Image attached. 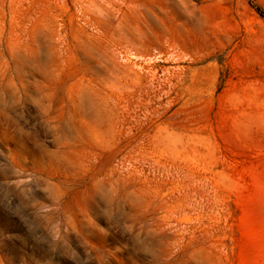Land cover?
I'll list each match as a JSON object with an SVG mask.
<instances>
[{"label": "rangeland", "instance_id": "374dc122", "mask_svg": "<svg viewBox=\"0 0 264 264\" xmlns=\"http://www.w3.org/2000/svg\"><path fill=\"white\" fill-rule=\"evenodd\" d=\"M0 264H264V0H0Z\"/></svg>", "mask_w": 264, "mask_h": 264}]
</instances>
